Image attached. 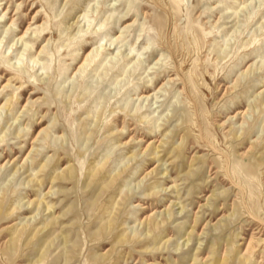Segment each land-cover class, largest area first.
I'll list each match as a JSON object with an SVG mask.
<instances>
[{
	"label": "rangeland",
	"instance_id": "obj_1",
	"mask_svg": "<svg viewBox=\"0 0 264 264\" xmlns=\"http://www.w3.org/2000/svg\"><path fill=\"white\" fill-rule=\"evenodd\" d=\"M0 264H264V0H0Z\"/></svg>",
	"mask_w": 264,
	"mask_h": 264
}]
</instances>
